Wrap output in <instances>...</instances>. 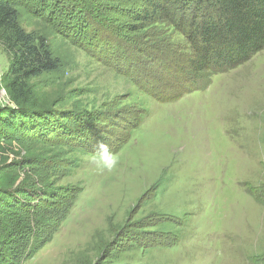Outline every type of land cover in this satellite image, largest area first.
I'll use <instances>...</instances> for the list:
<instances>
[{"label": "rangeland", "instance_id": "1", "mask_svg": "<svg viewBox=\"0 0 264 264\" xmlns=\"http://www.w3.org/2000/svg\"><path fill=\"white\" fill-rule=\"evenodd\" d=\"M145 1L84 0L115 43L88 38V27L72 29L59 13L20 9L62 66L32 81L58 133L0 151V178L12 177L7 165L21 167L0 186L44 190L53 218L45 222L60 220L25 264H264V48L238 67L180 80L156 58L190 70L193 45L166 17L133 24L129 10ZM10 59L0 44L3 102ZM143 68L150 87L137 75ZM99 141L120 156L112 172L92 163ZM29 158L45 169L27 170Z\"/></svg>", "mask_w": 264, "mask_h": 264}, {"label": "trees", "instance_id": "2", "mask_svg": "<svg viewBox=\"0 0 264 264\" xmlns=\"http://www.w3.org/2000/svg\"><path fill=\"white\" fill-rule=\"evenodd\" d=\"M50 1L43 7L45 0H41L37 8L25 5L30 3L29 0H0V44L11 56L5 72L9 99L0 101V151L6 149L3 150L5 143L45 140L60 129L56 125L57 119L49 117L50 109L35 104L32 81L59 72L61 60L54 54L45 33L23 26L21 7L42 18L46 14L55 17V13H59L64 25L69 24L72 29L88 27V38L92 33L101 41L105 40L103 43L116 41L115 35L105 39L107 29L99 23L103 21L99 8L92 7L94 15L84 0ZM129 14L132 23L144 25L143 28L152 20L166 17L171 24L184 30L196 54L190 62V70L175 67L164 55L156 58L157 63L163 64L168 71L174 69L180 80L185 77V72L215 69L221 73L227 68L238 67L264 48V0H146L140 7L131 8ZM184 24L188 26L185 28ZM137 75L142 84L151 86L150 71L143 68ZM29 159L22 163L29 165L27 170L33 167H39L38 171L45 169V164L38 158ZM6 167L11 169L8 173L12 177L4 174L7 178H0V181H8L10 185L14 177L17 180V169L21 167L14 164ZM21 194L28 197L24 199ZM51 201L47 192L41 189L33 190L25 185L0 186V264H25L50 241L53 234L48 231L54 230L51 227L60 221L57 219L53 225L45 222L47 218L53 220L47 212ZM47 226L50 229L47 230Z\"/></svg>", "mask_w": 264, "mask_h": 264}, {"label": "clouds", "instance_id": "3", "mask_svg": "<svg viewBox=\"0 0 264 264\" xmlns=\"http://www.w3.org/2000/svg\"><path fill=\"white\" fill-rule=\"evenodd\" d=\"M12 107H15L13 104ZM92 163L101 170L112 172L120 164V156L107 143L99 141L92 156Z\"/></svg>", "mask_w": 264, "mask_h": 264}]
</instances>
